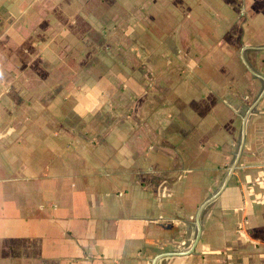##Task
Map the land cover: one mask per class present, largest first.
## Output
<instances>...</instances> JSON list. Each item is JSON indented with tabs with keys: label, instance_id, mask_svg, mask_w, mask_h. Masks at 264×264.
Here are the masks:
<instances>
[{
	"label": "crops",
	"instance_id": "1",
	"mask_svg": "<svg viewBox=\"0 0 264 264\" xmlns=\"http://www.w3.org/2000/svg\"><path fill=\"white\" fill-rule=\"evenodd\" d=\"M0 264H264V0H0Z\"/></svg>",
	"mask_w": 264,
	"mask_h": 264
},
{
	"label": "rangeland",
	"instance_id": "2",
	"mask_svg": "<svg viewBox=\"0 0 264 264\" xmlns=\"http://www.w3.org/2000/svg\"><path fill=\"white\" fill-rule=\"evenodd\" d=\"M77 3H79V2H77Z\"/></svg>",
	"mask_w": 264,
	"mask_h": 264
}]
</instances>
